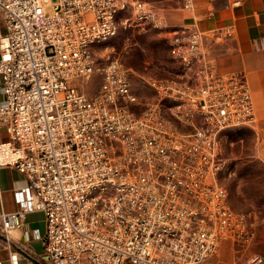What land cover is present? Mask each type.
<instances>
[{
  "label": "built area",
  "instance_id": "1",
  "mask_svg": "<svg viewBox=\"0 0 264 264\" xmlns=\"http://www.w3.org/2000/svg\"><path fill=\"white\" fill-rule=\"evenodd\" d=\"M156 1L0 0V167L26 182L13 191L18 210L0 212V233L42 212L45 233L33 237L51 264H206L223 243L244 253L257 239L255 219L231 208L219 180L223 133L255 122L250 89L215 71L203 32H172L178 73L145 79L144 103L117 59L93 94L75 83L95 74L93 47L116 35L120 14L168 28ZM235 264H264V254Z\"/></svg>",
  "mask_w": 264,
  "mask_h": 264
},
{
  "label": "crops",
  "instance_id": "2",
  "mask_svg": "<svg viewBox=\"0 0 264 264\" xmlns=\"http://www.w3.org/2000/svg\"><path fill=\"white\" fill-rule=\"evenodd\" d=\"M236 1L239 4L235 5ZM151 5L167 23L168 28L161 30L168 40L172 32L199 30L204 34L203 43L214 62L215 71L244 76L255 115L254 124L248 127L252 128L259 152L264 156V0H192L191 9L184 8L178 0L156 1ZM226 26H234V35L215 39V32ZM7 140L5 130L0 128V143ZM25 183L23 175L15 168L0 167L1 213L18 210L13 191ZM17 222L21 223L19 228L8 234L0 233V263L10 264L11 256L16 255L18 264H51L43 240L33 237V230H38L41 236L45 233L44 214L26 213ZM233 249L230 243L221 244L218 254L206 264H235ZM250 255L246 251L239 252L238 261Z\"/></svg>",
  "mask_w": 264,
  "mask_h": 264
},
{
  "label": "rangeland",
  "instance_id": "3",
  "mask_svg": "<svg viewBox=\"0 0 264 264\" xmlns=\"http://www.w3.org/2000/svg\"><path fill=\"white\" fill-rule=\"evenodd\" d=\"M125 17L127 14L119 15L114 37L94 45L92 51L97 61L95 74L89 80L79 78L75 83L81 92L93 94L101 82L102 67L108 61L117 59L129 70L133 91L144 103L152 97L145 79L174 77L178 67L172 59L169 40L163 30L149 23L140 26L130 25L129 22L124 24ZM0 25H4L1 17ZM220 150L225 167L219 174V180L228 191L231 208L250 215L257 223V239L246 252L264 254V156L259 152L252 128L246 126L224 132ZM233 251L237 262L240 251L238 248Z\"/></svg>",
  "mask_w": 264,
  "mask_h": 264
}]
</instances>
